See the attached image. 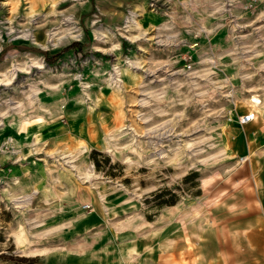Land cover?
Segmentation results:
<instances>
[{"label":"rangeland","instance_id":"374dc122","mask_svg":"<svg viewBox=\"0 0 264 264\" xmlns=\"http://www.w3.org/2000/svg\"><path fill=\"white\" fill-rule=\"evenodd\" d=\"M104 250L264 264V0H0V264Z\"/></svg>","mask_w":264,"mask_h":264},{"label":"bare ground","instance_id":"6f19581e","mask_svg":"<svg viewBox=\"0 0 264 264\" xmlns=\"http://www.w3.org/2000/svg\"><path fill=\"white\" fill-rule=\"evenodd\" d=\"M59 23H54V24H49L48 26L51 28V27H53V26H57ZM15 26V25H14ZM17 29V28H16ZM35 41L36 42H39V41H43L44 39H45V35H44V33H39V34H37V35H35ZM33 65V64H32ZM251 103H252V112L254 113H260L261 112V104H262V101L258 98V96H254L253 98H252V100H251ZM32 120V119H31ZM30 121V120H29ZM44 122V120H43V118L41 117V116H39V117H37V118H35L34 119V121L33 122H26L25 124H27V125H30V123H35V124H37V125H41L42 123ZM43 129V128H42ZM263 129V128H262ZM107 152V151H106ZM108 152L109 153H113V150H111V149H109L108 150ZM112 156V155H111ZM115 159V158H114ZM131 161V160H130ZM123 163V162H122ZM126 164V163H125ZM53 170H55V169H53ZM53 170L52 169H50V172L53 174V176H54V172H53ZM202 180V182H203V184H205V182H206V180L204 179V178H202L201 179ZM61 181V180H60ZM206 193H207V191H205V193H204V195H206ZM176 210V207H172L171 208V211L172 212H174ZM198 211H199V209H198ZM198 216H201V213H197L196 215H195V217H198ZM150 222H147L146 224L148 225ZM141 225V224H140ZM143 225V224H142ZM200 237H201V235H199ZM247 237H248V243L249 244H251V245H253V243H252V241H251V239H250V234H248L247 235ZM19 241V240H18ZM21 241V240H20ZM19 241V242H20ZM26 241V240H25ZM22 242V241H21ZM21 244V243H20ZM241 244V243H240ZM208 245V244H207ZM239 245V243L238 242H236V244H234V243H226V244H224L223 242H213V243H211V247L213 248V249H225L226 250V252H229V253H232L233 254V256H232V258L231 259H229V258H226L225 259V261L226 262H231V261H237V260H240V259H243V258H245V257H248V256H250V252L249 251H239V250H237V246ZM207 247H209V246H207ZM211 248V249H212ZM219 252V251H218ZM234 252V253H233ZM197 262L198 263H200L201 261H200V255H198L197 256Z\"/></svg>","mask_w":264,"mask_h":264},{"label":"crops","instance_id":"0c3cea01","mask_svg":"<svg viewBox=\"0 0 264 264\" xmlns=\"http://www.w3.org/2000/svg\"><path fill=\"white\" fill-rule=\"evenodd\" d=\"M122 244V243H121ZM107 249V247L105 246ZM67 264H157L155 262L149 261L148 258L144 257V254H140L133 250H126L119 259L112 261L111 258L107 257V250L103 253H94L93 255H88L87 257H81L79 262L67 263Z\"/></svg>","mask_w":264,"mask_h":264},{"label":"built area","instance_id":"2783aa9c","mask_svg":"<svg viewBox=\"0 0 264 264\" xmlns=\"http://www.w3.org/2000/svg\"><path fill=\"white\" fill-rule=\"evenodd\" d=\"M189 68H190V65H189ZM256 114L257 113H255V112L253 113L252 111H249L245 114L239 115L237 117V122L241 126L247 125L256 119ZM89 207H90L89 205L84 206L85 209L89 208Z\"/></svg>","mask_w":264,"mask_h":264},{"label":"trees","instance_id":"16d2710c","mask_svg":"<svg viewBox=\"0 0 264 264\" xmlns=\"http://www.w3.org/2000/svg\"><path fill=\"white\" fill-rule=\"evenodd\" d=\"M91 2H94V0H90ZM76 45H79L78 43H72L70 46L64 48L60 53L55 54L54 56H50L48 52L44 51H38L46 56V60L48 62L56 61L60 56H62L64 53L68 52L72 48H74Z\"/></svg>","mask_w":264,"mask_h":264}]
</instances>
